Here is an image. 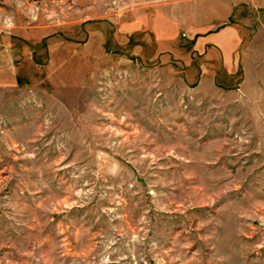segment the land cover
Listing matches in <instances>:
<instances>
[{
    "label": "rangeland",
    "instance_id": "obj_1",
    "mask_svg": "<svg viewBox=\"0 0 264 264\" xmlns=\"http://www.w3.org/2000/svg\"><path fill=\"white\" fill-rule=\"evenodd\" d=\"M0 264H264V6L0 0Z\"/></svg>",
    "mask_w": 264,
    "mask_h": 264
},
{
    "label": "crops",
    "instance_id": "obj_2",
    "mask_svg": "<svg viewBox=\"0 0 264 264\" xmlns=\"http://www.w3.org/2000/svg\"><path fill=\"white\" fill-rule=\"evenodd\" d=\"M251 3H252V5H254V6H257V7H263L264 6V1L263 0H260V2H258L257 0H251ZM230 29V28H229ZM229 29H227V30H224L222 33H221V35L219 36H212V38H210L209 40H208V43H211V44H214V45H216V46H218L219 47V49H221V52H222V54H223V57H224V60H225V56L228 54V49H229V46H231V41L233 40L234 41V39H230L227 43H222L220 40H219V38H222V34L223 35H228L229 36V38L230 37H234L233 35H232V31H229ZM234 34V33H233Z\"/></svg>",
    "mask_w": 264,
    "mask_h": 264
}]
</instances>
